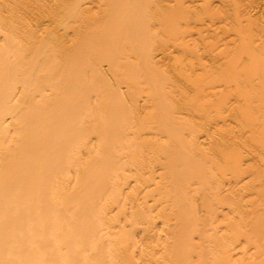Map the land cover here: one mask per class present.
<instances>
[{
  "label": "rangeland",
  "instance_id": "374dc122",
  "mask_svg": "<svg viewBox=\"0 0 264 264\" xmlns=\"http://www.w3.org/2000/svg\"><path fill=\"white\" fill-rule=\"evenodd\" d=\"M11 31L14 34L13 37ZM8 39L11 40H9L11 44L7 41ZM45 40L48 42L43 45ZM40 42L42 44H39ZM38 48H41L42 52L45 51L44 55L41 52V57L37 56H40ZM81 48L82 50L87 48L84 49L85 51L83 50L85 53L89 50L92 51L90 58H87L93 62L97 59L95 63L98 66L96 67L100 66L99 69H94L95 73H92L94 70L87 72V65L84 64L83 67L85 68L86 65L87 68L84 70L86 72L84 75L83 71L79 74L84 80L83 84L89 78L96 79V77V83H98L99 77L101 82L99 80L100 84L96 85L99 87L98 90L104 88L109 91L113 90L116 96L113 95L114 98L111 99V102L117 99L118 103L116 104L122 106L120 108L116 105L121 111L118 109L120 112L117 111V114L109 113L108 121L112 120L113 123L117 118L121 120L119 117L125 114L131 117L133 112V117L138 114L140 118L139 122H135L137 131H127L125 134L120 129V132L116 129L114 126L116 124L113 125L114 129L110 123L113 131L108 127L110 132L107 133V129V134L104 136L107 139L103 140L100 137L102 132L93 122V117L86 114L84 105L88 104L90 100L98 103L104 100V97L100 95L98 97L96 95L98 91H95L96 93L88 99L84 97L81 90H78V93H81L77 94L70 102L72 108L73 106L79 108L77 116L83 121V124L87 123L86 126L88 125L90 128L96 127L89 136L88 134L87 137L83 135L76 141L78 145H82L79 146L80 150L83 146L87 149L81 150L83 153L87 151V154L76 153L79 148L75 149L74 155L77 154V157L74 160L75 163L71 164L76 165L75 167L69 165L76 171L71 167V170H68L71 173L67 172L68 175L70 174L68 179H66L67 174L64 173L66 176L63 174L68 186L71 185L73 188V195L79 197V195L85 194L84 196L88 197L86 196V194L89 195L88 188L85 189L80 185V189L77 182L81 184L82 179L91 173V169H89V174L86 172L92 165L89 163L90 167L87 168L85 163L92 159L97 160L98 153L102 150H107L113 157L112 160L116 159L113 162L117 163L121 159L120 162L123 161L121 162L122 169H125L126 172L123 173L125 176L119 172L121 177L114 174L119 180L117 178L115 180V177L113 180L110 177L113 175L107 174L113 182L117 181L113 183L108 179L113 183V187H118V191L114 188V191L119 193L116 197L118 199H114L116 195H114L115 192L111 193L113 188L109 183L108 186L111 188L109 194H113L114 198L113 195L112 197L109 194L105 195L108 192L107 188V191H104L106 198L103 197L106 201H104L106 209H104L105 206H102L101 209L104 210L101 211V202L100 206L99 204L98 206L94 205L101 212L106 211V215L100 213L102 215L100 217L96 213L98 211L95 212L97 208L94 209L98 216L94 218L99 219L100 217L103 218L102 220H106L108 217L111 219L110 223L107 222L109 220H106L109 224L105 222L104 226H100L103 224L102 221H100V225H98L99 221L96 224L99 228L101 227L99 231L96 227L99 235H101V229L105 230L107 236L104 237V231L101 232L104 234V239L109 236L107 239L109 242L106 240L104 242L103 239L102 243L99 240V244L93 243L90 242L93 241L91 240L93 238L90 237L89 241L88 237V239H83L84 242L80 246L83 250L79 249L81 253L85 254L86 250L84 249L87 246L95 247L97 251L98 248L100 251L102 249L103 252V249H108L107 245H113L116 241L115 246H111V250L108 249L113 251V253L110 252L111 254L108 253L113 256L107 255L105 250L106 254L97 252L103 258L107 259L108 256L110 261L108 260L109 262L107 261L106 264L113 262L112 257L115 261L114 264H209V262L210 264L215 262L224 264L226 259L222 260V257H225L229 252L228 258L235 260H230L232 264L235 262L239 264L241 260L240 264H264V248L260 247L264 241V232H262V243L259 241L257 243L261 244L254 243L260 240L259 237H262L260 233L264 230L263 225L261 226L264 222V214L260 212L262 209H259L257 205H262V207L264 205L262 204L264 203V0H0V52L3 49L8 51L6 54L10 57L8 56L7 60L13 59L14 56L22 64L23 69L31 60H40L42 63L41 61L44 59L50 62L47 64H51V67H57L61 61L63 62V59L64 63L68 64L65 62V57L66 54L68 57L70 50L73 49L72 51L76 52L75 50L79 49L81 51ZM104 49L112 50V54L110 52L107 54ZM80 51L78 52L81 53ZM78 54L75 53V55ZM104 54L106 61L104 57H101ZM69 55L71 56V53ZM75 55L72 57L74 58ZM108 56L116 57V60ZM77 57L79 58V56ZM82 60H85L84 57ZM72 61L74 62L75 59ZM76 61L78 60L76 59ZM111 61L114 64L109 66L108 63ZM14 62L16 63V61ZM106 62L108 65L105 64ZM81 68L79 66V69ZM127 69L137 70L138 73L135 72L138 77L135 72L134 76L141 81L152 75L153 83L159 82L160 84L153 86L151 82L144 81V84H130L123 77L124 70ZM28 80L31 97L38 98L49 94L50 88L36 89L38 83L33 80L31 75ZM162 81L165 85L163 83L161 85ZM69 85L64 80L61 84L53 87L67 89L65 87L73 86L71 83ZM153 88L157 90V93L156 90L155 94L150 92ZM106 98L105 101H109L110 97ZM159 99L166 110L163 111L164 109L161 107L163 112L160 110L161 113L158 114H162L159 118L164 117L163 120L167 121L164 124L159 122L158 117L156 118L159 120L156 119V122L150 120L153 115L151 110L155 106L151 103ZM91 103L94 104L93 101ZM91 105L85 106L90 108ZM122 112L124 113L122 114ZM47 115H52L55 118L56 112ZM45 119L48 117L46 116ZM50 121L52 122V120ZM91 121L95 126L91 127ZM149 125L155 129L148 131L144 128ZM177 129L179 131L176 132ZM116 135H118L116 143L108 139L116 138ZM69 138L66 140L64 137L62 143H59L57 138L55 140L59 145L63 144L61 146L64 147L72 145L75 141H69ZM181 145L184 146L181 148ZM66 147L68 148V146ZM70 148L74 149L75 146L72 145ZM179 148H181V152ZM57 155L60 157L59 154ZM106 155L105 153V157ZM29 156L31 157V155ZM109 158L110 156L103 159ZM130 159H133V162ZM78 160L84 163L83 167L87 169L86 172L81 171L83 168L81 169L82 166H79L81 163L77 165ZM43 161L41 162L43 163ZM64 161H61L60 164ZM76 166L81 170L78 169L80 170L78 171ZM100 171L98 172L101 173L102 171ZM82 172L86 174L83 177ZM94 172L99 174L96 170ZM206 175L208 180H205ZM58 178L61 179V176ZM58 178L56 179L58 180ZM105 178L107 179L106 175ZM118 183L124 184V188ZM103 188L99 187L97 191H95L96 189L92 191L99 195ZM83 195H81L82 200H86ZM99 196L102 197V195ZM53 197H55L54 199L58 198L57 195ZM61 197L63 196H60L59 200L62 201ZM65 197L67 201L71 199V196L68 197L69 199L67 196ZM99 198L94 197L100 201ZM72 199L73 202H70L69 205L66 203L64 206L68 205L71 214L74 212L78 221L76 222L75 216H73L69 223L68 219L70 218L66 216V214L69 216V212L65 207L66 209L63 210L66 213H63L65 218H68L66 226L71 229L63 226L65 228L63 230L62 227V230L66 236L70 235L71 237L73 236L72 232L78 230L77 227L85 226L81 229L84 230V233L88 228V232H85L88 236L87 234H91L92 231L93 199L92 202L90 201L91 205L88 204V200L87 202L82 201L91 206L87 207L90 208L89 216L85 213L86 205L84 208V204L79 202L81 198L79 197V200L75 198L77 202L74 201V198ZM59 200H56L58 203L56 205L62 210L61 207L64 203L59 204ZM74 203H77L75 210ZM224 206H228V208ZM61 210L60 214L63 211ZM56 211L59 212L58 209ZM86 217L87 219H84ZM83 219L87 220V224ZM243 221H249L246 225L248 227L242 225ZM219 222L220 224L222 222V225L219 226ZM75 223L76 226H74ZM95 223L93 222L94 228ZM215 225L219 226L218 234L222 236V239L219 236L218 240V234L213 230L211 231L216 234V237L212 240H210L211 238L206 240L207 235L202 237L203 233L210 232L209 230L213 229ZM234 225L235 228L232 229L230 226ZM251 226H254V229H256L255 227L263 228L260 232L258 231L260 235L257 234L258 239H255L257 232H254L255 230ZM229 227L231 230L226 229ZM242 228L244 229L243 233H241ZM82 230L79 232L82 233ZM93 230L94 233H92L98 238L99 235L95 234L96 230ZM67 231L68 233H66ZM212 232H210L211 235ZM240 233L248 236L251 240L254 239L250 240L251 245L249 240L245 242H249L248 247H251V249H244L247 253L243 251V248L247 247L243 242L244 238L248 237H243ZM240 235L243 237L242 243L238 242ZM40 236H47L46 242L55 239L47 229L35 237ZM112 237L113 239L116 237L115 241L111 240L113 243L110 242ZM215 238L218 240L217 247ZM60 239L58 238V240ZM220 239L223 244L226 243V246L221 243L223 245L221 247ZM203 240L206 241L203 242ZM210 242L215 245H209ZM230 242L233 245H230ZM252 242L255 246L252 245ZM49 243L53 245V242ZM227 246H233V248L228 250ZM258 246L263 251L257 250L256 248L260 249ZM13 248L18 249L17 247ZM209 248L211 249L209 250ZM242 252L245 253L244 257L240 256ZM63 253L65 250L56 251V254L62 255ZM94 254H85V257L89 256V259H85L84 255H81L86 261L85 263L83 260L84 264H92L94 261L90 258ZM104 255L107 256L104 257ZM204 255H208V258ZM211 255L213 256L210 257ZM232 255L234 258H231ZM94 256L98 257V254ZM77 260L79 259L77 258ZM88 260L90 261L88 262ZM40 261L43 264H55L50 261L48 256H43Z\"/></svg>",
  "mask_w": 264,
  "mask_h": 264
},
{
  "label": "bare ground",
  "instance_id": "6f19581e",
  "mask_svg": "<svg viewBox=\"0 0 264 264\" xmlns=\"http://www.w3.org/2000/svg\"><path fill=\"white\" fill-rule=\"evenodd\" d=\"M12 31H11V34L13 33ZM10 35H7V36H10ZM13 35L14 34H12V37H13ZM9 40L10 39H8L7 41L10 42L11 40L10 41ZM47 42L48 41L45 40V42H44L45 44H43V45H46ZM108 43H110V42H108ZM10 44H11V42H10ZM39 44H42V42H40ZM84 49L86 50L87 48H84ZM72 50H70L71 56L69 55L70 53L68 52L69 53L68 57H67V54H66V57H65V62H67L68 64L64 63V59H63V62L62 61L60 62V64L62 63L61 65L59 64V65H57V67H51V64H47V63H50V62L47 61V59L42 60L41 61L42 63H40V60H34V61L31 60V62H28V64H26L24 66L25 67L24 69L22 68V64H20L14 56H13V59H8L7 60V57L8 56L10 57V55L6 54V52L8 53V51L3 49L2 52H0V264H43L40 261L43 258V256H48L50 261L52 263H55V264H58V263H63V264H81V261H82V264H84L83 260L85 261V259H89V256L87 258V256L85 257V254H87V255H88V253L94 254L95 251H96V253L94 255L98 254V257L94 256V255L92 257V255H90L92 257L90 259L93 260L95 263L98 260L99 264L101 262H102L101 264H103V263L106 264V262L109 260L107 255H109L108 253L111 252L108 249L111 250L112 249L111 246H115L114 243L116 242L115 241L116 237L113 239V237H114L113 236L112 238H110V242H112L111 240H114L115 242L114 243L112 242L113 245L109 243L110 245H107L108 249L107 248L103 249V252H102V249L100 251L98 247H97L98 248V251H97L95 247L87 246L84 249V250H86L85 254H84V253H81V250H83V249H82V247H80L83 244L84 240L88 239V237H89V241H90V237L93 238V239H91L93 241H90V242L99 244V241L100 242L103 241L104 237L107 236L105 230L101 229V231H104L103 233L105 235L102 234L101 231H100L101 235H99V232H97V229L99 231V229L101 228V227L100 228L98 227V225H100V221L103 222V224L100 225V226H104V224H106L107 222L110 223V221H111V219H109L108 217H107L106 220H109V221L106 222V220H102L103 218L102 219L100 218L102 216L101 214L102 213L105 214L106 211L105 212H101V211L106 209V206H105L106 205V203H105L106 201L104 199L106 198L105 195H107V194H109L111 192V188H113L112 189L113 192H111V193L115 192L114 195H116L115 198H114V195L112 194L113 198L115 200L118 199V198H116V197H118V195H117V193H118L117 192L118 191L117 188L118 187L117 188L113 187L114 185H112V184L117 182V181L113 182L114 179L116 180V178H117V180H119L117 176L121 177L122 176L121 174L126 173L125 169H122V163L121 162H123V161L120 162V160H121L120 159V160H118L117 163L113 162V161H116V159L112 160L111 158H113V157L111 156V154L107 150H102L100 153H98L99 158L97 157V160L92 159L95 164L93 162H91L92 160L88 161V163H85V167L88 168V166L90 167V165H92L91 167L95 168V169H93V168L90 167V168H88L87 172L85 171L87 169H84V167H83L84 163L80 162L79 160H78V162L76 161L77 165H79L81 163V165H79V166H82L81 169L82 168L84 169V170L83 169L81 170L80 167L78 168V166H76L77 170L80 169L81 171H85L87 174H89L90 171L92 173V175H91V173L89 175H86L85 173L82 172L83 173L82 177L85 176V175L86 176L82 179L81 184H79L77 182L79 187L81 185V187H84L85 189L88 188L87 189L88 192L85 191V190H84V192H87L89 194V195L86 194V196H88L87 198L84 196L85 194L84 195L81 194V195L84 196V198H86V200L84 198H83L84 200H82L81 195H79V197L81 198V201H79V202L80 203L82 201L87 202V200H88V204L89 205L94 203L93 204V212H92L94 216H93V220H92V223H91V225L93 227L91 226L92 231H91V234L90 233L87 234L88 236H86V233H85V232H88V228H87V230L84 233H83L84 230H82L83 227H85V226H82V227L79 226L80 228L77 227V229H78L77 231L78 232L77 231H76L77 233L75 231H74V233L72 232L73 236H71V237H70L69 234H67L69 236H66V234H64V231H63L64 228L68 227V226H66V223L68 224V221H69V223H71L70 220L73 219V216H75L74 220H76V222L78 221V219H76V215L74 214V212L71 214V210H69L67 206L69 205L70 202H73L72 198H74V201H76L75 198H77V200H79L78 196L76 197V196L73 195V188H72L71 185L68 186V183H67L66 179L70 178L69 177L70 174L68 175V173H71V172H68V170H71L70 168L72 166H70L69 164L75 163L74 160L77 157L76 156L77 154L74 155L75 149L79 148V146H82L81 144L78 145V143H76V141H77V139L82 138L83 135H85L87 137V134H88V136H89L91 134V132L93 131V129L96 128V127H92V126H95V124H96V126L102 132V134L100 135L101 139L105 140V138H106V137L104 138V136H106L105 134L110 132L109 131L110 128H111L110 130L113 131L112 128L114 126L116 127V129H118V130L120 129L123 134H125L127 131H132V132L137 131V127L135 125V122H139L140 118H139L138 114L133 117V115H134V112H133V113H131V117H130V115L127 116L126 114H125L126 116L125 115H123V116L121 115V117H119L120 115L118 116L119 118H121V120H118V118H117V120L119 122H121L122 124L121 123L119 124V122L117 120L114 121L116 123H114V122L112 123L111 122L112 120L108 121V116L107 115H109V113H116L117 111L120 110L119 107L116 106V105H118V104H116V103H118V102H116L117 99H115L114 101L111 102V99L114 98L113 95H115L113 93L114 91L113 90L109 91L106 88H104L105 90L104 89L103 90H101V89L98 90L99 87H97V86L100 84L99 83V80H100L99 77H98V83H96L97 82V80H96L97 77H96V79L95 78H93V79L89 78L88 80L85 81V84H83L84 80H83L82 77H80L79 74L83 71L82 74L84 75V73L86 71L87 72H88V70L89 71L90 70L93 71L94 69L97 70V69H99L100 66L98 68L96 67V66H98L95 63V61L97 59L94 62L91 61V60L89 61L88 58H90V55H91L90 52H92L89 49H88L89 51H86V53H88L87 54L88 56L84 52L85 50L83 51L82 48H81V51H80V49L79 50H75L76 52H73ZM104 50L107 51L106 49H104ZM78 51H80L81 53H79ZM111 51L112 50H110V51L108 50L106 53L108 54V52H110V54H112ZM38 52H39L40 56L37 55ZM38 52L35 53V55H37L38 57H41L42 49L40 48ZM43 52L45 53V51H43ZM82 52H83V54H82ZM113 52H114V50H113ZM44 53L42 55H44ZM75 53L76 54L79 53L80 55L79 54L75 55ZM100 53H97V54H100ZM72 54L75 55L74 58L72 57L73 56ZM85 55H86V57H85ZM77 56H79V58ZM83 57L86 60V62H84L85 60L84 61L82 60ZM101 57L105 58L106 55L104 54V56H101ZM108 57H113V56H108ZM67 58H70V59H67ZM71 59L72 60L75 59V61L73 62ZM76 59L78 61H76ZM9 60H13V61H9ZM68 60H70V61H68ZM14 61H16V63ZM105 61H106V58H105ZM70 62H72V63H70ZM81 63H83V64H81ZM84 64L87 65L88 69L86 68V65H85V68L87 70L83 67ZM105 64H107V62ZM108 64H109V66H111L114 63H112V61H111V63L109 62ZM79 66H80V68L81 67L82 68L79 69ZM63 70H65V71H63ZM84 70H86V71H84ZM96 70H94L92 73H95ZM133 70L134 69L124 70L125 71V75L123 77H124L125 81L130 82V84L137 85V84H141V83L144 84V82H151L153 84V86L155 84H160L158 81H157L158 83H153L152 75H150V78L147 77L146 80H142V81H141V79L139 80V78H137L138 74L136 75L137 70H134V71ZM124 71H123V73H124ZM134 72H135V75L137 77L134 76ZM24 73H25V77H24ZM82 74H81V76H82ZM141 74H143V73H141ZM30 75L33 78V80H35L38 83L36 89L43 90V89H46V88H50L49 94L42 95V96H40L38 98L35 97V96L31 97V87L29 86V80H28ZM81 78H82L83 81L81 80ZM62 80L63 81L65 80L66 83H68V85L71 83V85H73L71 87H73V88L71 89V87H69L70 85L68 87H65L67 89H64L62 87H53V86H57V85L61 84L63 82ZM100 82H101V80H100ZM78 83L80 84V86H79ZM86 83H87V86L85 87ZM162 83H163V81L161 82V85H162ZM161 85H160V88H161ZM95 87L97 88V90H95L96 89ZM78 90H81V92L84 95V97L88 98V99H89V97L91 98V96L94 93H96L97 91H98L97 92L98 94H96V95L98 97H99V95L104 97V100H102V101H100L98 103H95L96 101H94V100H90V102H88V104H85L86 106L89 105V104H92L93 106L91 105L92 107L90 106V108L86 107L84 105V109H86V114L87 115H91V117H93V119H94V120L93 119L92 120H93V122L95 124H93L92 121H91L92 124L90 123L92 128H90L88 125L86 126L87 123L83 124V121H81L79 119V117L77 116L78 112H79V108L76 107V106L75 107L73 106V108L71 107L72 105H71L70 102L73 100V98L77 94L81 93V92L78 93ZM155 90L153 88V89H151L150 92L152 94H155V92L157 93V90L156 91ZM107 96L110 97V99H108L110 102L109 101H105V98ZM92 101L94 102V104L91 103ZM151 104L155 105L154 107L153 106L152 107H153V110L156 109L157 112L154 111V112H156V113H154L153 110H151L152 114L154 115V117H152L153 115L151 114L152 116H151L150 120L152 122L153 121L156 122V119H158L160 116H162V114L158 115V114L161 113L159 111L160 110L162 111L163 109H164L163 111H166V110L163 107V104L161 103V99H159V100H157V101H155V102H153ZM118 106H120V105H118ZM121 107L122 106H120V108ZM161 107H163V109H161ZM166 109H167V107H166ZM51 112H56L55 118L52 115L51 116L47 115L48 113H51ZM119 112H118V114H121ZM123 113L124 112H122V114ZM135 114H136V112H135ZM156 114L158 116H155ZM46 116L48 117V119H45ZM156 117H158V118H156ZM163 118L161 117V118H159L160 120L158 119L159 122H161L162 124L167 122V121H164ZM50 120H52V122ZM110 123H112V126L114 124H116V125H114L113 127L112 126L110 127ZM162 124H160V125H162ZM117 126H119V127H117ZM108 127H110V128H108ZM115 127H114V129H115ZM146 127H144V128L146 130H148V131H151V130L155 129V128L151 127L150 125L146 126ZM107 129H108V131H107ZM120 130H119V132H120ZM106 131H107V133H106ZM165 131H167V130H165ZM177 131H179V129H177L176 132ZM117 136L118 135H116V138L115 137L114 138L111 137V138H108V139H110L112 142L115 141V143H116L117 139H118ZM64 137L66 138V140H68L67 138L70 137L71 139L69 138V141L72 140V142H73V140H75L74 142L78 146L75 145L74 142L72 144L73 146H75L74 149L70 148L72 145H65L64 147L61 146L63 144L59 145V143H62V140H63ZM55 139L57 141H59V143ZM54 140L56 141V143H54L55 142ZM66 146H68V148ZM183 146L181 145V148ZM83 148H85V147L84 146L82 147V149H81L82 151H83ZM181 148H179L180 152H181ZM27 150L29 151V153L27 152ZM77 150H78V152H76V153H80L81 154L82 151L80 150V148L77 149ZM85 150H87V149L85 148ZM150 152L152 153V151H150ZM85 153L87 154V151ZM85 153H83V154H85ZM105 153L108 156L106 155V157H105ZM57 154H59L60 157H58ZM29 155H31V157ZM27 156H28V158H27ZM102 156H104V157H102ZM109 156H110V158L109 159H105L106 161L103 159V158H108ZM93 157H91V158H93ZM41 161H43V163ZM61 161H64V162H62V164H60ZM127 161H126V163H127ZM130 161L133 162V159H130ZM82 163H83V165H82ZM89 163H90V165H88ZM71 165H74V167H75L76 164H71ZM97 165H99V166H97ZM74 167H72V169L74 171H76L74 169ZM97 167H98V170H97ZM124 167L125 166H124V163H123V168ZM89 169H91V170L89 171ZM80 170H78V171H80ZM94 170H96V172L101 170L103 172V174H102L101 171H100L101 173L98 172L99 174H96L94 172ZM116 172H117V174H116ZM119 172L121 174H119ZM64 173L67 174V178L66 179L64 177V175H65ZM107 174L108 175H113V176H110L112 179L114 177L115 178L112 180L110 177L108 178ZM114 174L117 175V176H114ZM102 175H104V176H102ZM105 175H106L107 179L105 178ZM123 175L125 176V174H123ZM207 175H206V178H207ZM59 176H61V179L64 177L63 181L60 178H58ZM56 178H58V180ZM104 178L108 182L103 180ZM206 178H205V180H208V178L207 179ZM55 179L57 180V182L55 181ZM108 179L110 181L112 180L111 182H113V183L109 182ZM59 180H61V181H59ZM103 181H104V183H103ZM101 183H103V184H101ZM109 183H110V185H112V186H110L111 188L108 186ZM99 184H100V186H99ZM106 184H107L108 187L106 186ZM94 186L95 187L97 186V187L95 188ZM105 186H106V188H103ZM119 186H122L124 188L125 185L124 184L123 185L119 184ZM81 187H80V189H81ZM90 187H92V188H90ZM99 187L103 188L102 189L103 191L101 190V194H99V195H102V197H100L97 194V192L92 191L94 189H96L95 191H97V189H99ZM114 188H116L117 191H114ZM90 189H91L92 192L89 191ZM106 189L108 190V192L105 194L104 191L106 192L107 191ZM121 191H122V189H121ZM94 193H95V195L97 194L96 195L97 198L100 197L99 198L100 201L97 200V199H94V197H96L94 195ZM55 195L58 196L57 199H54L55 197H53V196H55ZM109 195H110V197H112L111 194H109ZM60 196H63V197H61V199L63 198L64 200L63 199H62V201L59 200ZM65 196H67V198L68 197L70 198V196H71L72 200L70 199L71 201L70 200L67 201L65 199L66 198ZM91 196H93V197H91ZM103 197H105V198L103 199ZM107 197H109V196H107ZM52 199H54V201H52ZM92 199H93V202L91 201ZM56 200H59L58 201L59 204L61 202L64 203V204L61 203V204H63V206L61 205L62 207L61 206H59V207H61L62 210L66 209V208L68 209L69 216H68V214H66V216L69 217L70 219L65 218L66 216H64L63 212L66 213V211L65 210L62 211L60 208H58V206L56 205V204H58ZM101 200H103V201H101ZM252 200H253V198H252ZM262 200H260V201L262 202ZM90 201L92 203H90ZM94 201H97L98 203L94 202ZM53 202H56V203H53ZM84 202H82V203L84 204ZM252 202H254V201H252ZM261 202H260V204H261ZM66 203L68 205L64 206ZM99 203L101 204V206H100ZM83 204H81V205H83ZM86 204H84L83 207ZM98 204L100 206V209L102 208V206L103 207L105 206L104 209L103 210L101 209V211H100V209L95 207L96 205L98 206ZM262 204H264V203H262ZM46 205H47V207H46ZM72 205L73 204L71 203V206ZM74 205L76 206V207H74V210H75L77 208V203L76 204L74 203ZM89 205H86V209H85V211L87 210L85 212L87 215L89 214L88 211H90V208H87V207H91ZM257 205H258L259 209H262V210L264 209L263 208L264 205H263V207H262V205H259V204H257ZM54 206L55 207L57 206L56 208L58 209L59 212L56 211L57 209ZM254 206H255V204H254ZM224 207L228 208V206H224ZM230 207H229V209H230V211L232 213L231 208L234 207V206H232L231 208ZM69 208L71 209L70 206H69ZM96 208H97V210H95V212L98 211L96 213H98V215L100 216L99 217L100 220L98 218H94V217H98V216H96V213L94 212V209H96ZM60 210L62 211L61 214H60ZM262 210L260 212H263L262 214H264V210L263 211ZM236 211H238V210H236ZM260 212H259V214H260ZM62 214H63V216H62ZM246 214H248V213H246ZM253 214H254V211H253ZM251 217H253V215H251ZM64 218H65V220H64ZM246 218H247V216H246ZM67 219H68V221H67ZM84 219H87V217L84 218ZM84 219H83V221H85V224H87V222H86L87 220H84ZM95 219L96 220L98 219V220L96 221ZM230 219H231V217H230ZM250 219L253 220V218H250ZM260 219H261V216H260ZM98 221H99V224L97 223ZM236 221H237V218H236ZM261 221H260V223H262ZM263 221H264V219H263ZM80 222H82V220H80ZM93 222H96L95 225L98 224V225L95 226V228H94ZM245 222H247V221H245ZM245 222L242 225H244L245 227H248L246 225H248L249 221L247 222V224H245ZM109 223H107V224H109ZM218 224L220 226V225H222V222H221V224H220V222ZM252 224H253V222H252ZM76 225L77 224L75 223L74 226H76ZM250 225H249V228H250ZM63 226H65V227H63ZM219 226L217 227L215 225L214 226L215 228L213 227V229H210L209 231L212 232L211 230H213L214 233L218 234L219 230L217 228H219ZM261 226L264 228V222H263V224H261ZM261 226H260V228H261ZM40 227H42V228H40ZM62 227H63V230H62ZM87 227H88V225H87ZM96 227H97V229H96ZM230 227H232V229H233V227L235 228V225L234 226H230ZM230 227L226 228V229L228 230V229H230ZM251 228L254 229V226L253 227L251 226ZM255 228L256 229H254L255 230L254 232H257L255 234L256 235L255 239H258V237L260 236L258 231L260 232V230L261 229L263 230V228H261V229H258L257 227H255ZM45 229H47L48 233L52 234L53 237L56 239V240L54 239V241L53 240L52 241L48 240L49 242H53V245H52V243L50 244L49 242H46L47 241V236L35 237L41 231H43V230L45 231ZM68 229H71V228L68 227ZM75 229H76V227H75ZM79 229L82 230V233L79 232L80 231ZM93 229L96 230L95 234H98L101 237L98 236V238H97L96 235L93 234L94 233ZM227 230H226V233L228 234ZM249 230L251 231V229H249ZM62 231H63V233H62ZM241 231H242L241 233H243L244 229L242 228ZM210 232H208V233H210ZM262 232H264V230L261 231V233H260L261 235L263 234ZM66 233H68V231ZM208 233H203L202 237H204L203 235H207L208 237H206V240H207V238H209V239L211 238L210 240H212L214 237H216L215 236L216 234H214L213 232H212L213 233L212 235H211V233L209 234L211 237L208 235ZM219 233H221V232H219ZM257 234L259 235L258 237H257ZM103 235H104V237H103ZM241 235L243 237H248L246 235L244 236V234H241ZM217 236H218V240H219V236L220 235L218 234ZM220 237L222 239V236H220ZM241 237H239L240 240H238V242L239 241L241 242V240H243V237H242V239H241ZM58 238H61V239L58 240ZM248 238L247 239L244 238L245 241L243 242V244L244 245L246 244L245 246H247V247L243 248L244 252L246 251L244 249L249 248L248 247V245H249L248 243L250 242L251 238H249V239ZM262 238H263V235H262V237L261 236L259 237L260 240ZM107 239H109V236H108V238L106 237V239H104V242L108 241ZM203 239H205V238H203ZM216 239L217 238H215L214 240L216 241V244H217L216 247H217L218 246V243H217L218 240H216ZM263 239L261 241L257 240L254 243H257L258 241L262 243ZM210 240H208V241H210ZM247 240H249V242L245 243V242H247ZM252 240H254V239H252ZM95 241H97V242H95ZM205 241L203 240V242H205ZM222 242L223 241L221 240L220 244ZM48 243H49L50 247H49ZM227 243H228V241H227ZM261 243H257V244H261ZM210 244H212V243L210 242L209 245ZM222 244H221V247H223V245H225L226 243L224 242V244L223 245ZM243 244H242V246H243ZM263 244H264V241H263L262 245H260V247L262 246V248H264ZM230 245H233V243H231ZM250 245H251V242H250ZM252 245L255 246V244H253V242H252ZM13 247H17L18 249L16 250V248L14 249ZM227 247H226V249H228V250L231 247L233 248V246H231V247L227 246ZM80 248H81V250H79ZM211 248H209V250ZM241 248H240V250H242ZM203 249H201V250H203ZM249 249H251V247ZM256 249L257 250H261V248L260 249L256 248ZM58 250H65V253H63L62 255L61 254H56V251H58ZM104 250L107 252V255H104V257L107 256V259H106V257L103 258L102 255L99 254L101 252L103 254L104 253L106 254V252ZM215 250H216V248H215ZM263 250H261V251H263ZM203 251H205V250H203ZM239 251H237V252H239ZM97 252H99V253H97ZM244 252H242V254H244V255L241 254L240 256L244 257L245 253H247V252H245V253ZM256 252H259V251H256ZM111 253H113V251ZM208 253L210 254V251ZM212 253L214 254V252H212ZM229 253L227 255H225V257L228 258ZM225 254H226V252H225ZM59 255H60V257H58ZM81 255H84L85 259L82 258L83 256L81 257ZM208 255L207 256L204 255V256H206L208 258ZM109 256L111 257L113 255H109ZM212 256L213 255H211L210 257H212ZM218 257H219V255H218ZM225 257H222V260L226 259V260H224V264H232V263H230L231 262L230 260L235 261V260L230 259V258H228L229 259L228 260ZM243 257H240V258L242 259ZM77 258L79 260H77ZM231 258H234L233 255H232ZM237 258H239V257H237ZM102 259H103L104 262L101 261ZM203 259H205V258H203ZM111 260H113V262H111V263L114 264L115 261H114L113 257L111 258ZM207 260H209V259H207ZM215 260H216V258H215ZM89 261L90 260H88V262ZM98 261H97L96 264H98ZM236 261H238V260H236ZM241 261H239V264L242 263ZM85 263H86V261H85ZM111 263H107V264H111ZM44 264H46V263H44ZM88 264H90V263H88ZM209 264H210V262H209ZM235 264H236V262H235Z\"/></svg>",
  "mask_w": 264,
  "mask_h": 264
}]
</instances>
